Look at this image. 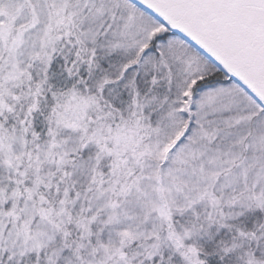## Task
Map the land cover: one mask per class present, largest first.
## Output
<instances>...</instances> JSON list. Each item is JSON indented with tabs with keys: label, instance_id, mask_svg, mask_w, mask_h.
Segmentation results:
<instances>
[{
	"label": "snow or ice",
	"instance_id": "6c2138e0",
	"mask_svg": "<svg viewBox=\"0 0 264 264\" xmlns=\"http://www.w3.org/2000/svg\"><path fill=\"white\" fill-rule=\"evenodd\" d=\"M0 264H264V0H0Z\"/></svg>",
	"mask_w": 264,
	"mask_h": 264
}]
</instances>
